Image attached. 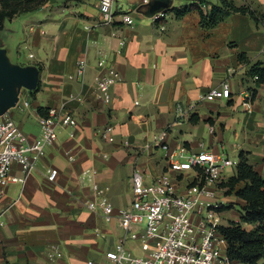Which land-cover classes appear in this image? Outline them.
Returning a JSON list of instances; mask_svg holds the SVG:
<instances>
[{
  "label": "crops",
  "instance_id": "0c3cea01",
  "mask_svg": "<svg viewBox=\"0 0 264 264\" xmlns=\"http://www.w3.org/2000/svg\"><path fill=\"white\" fill-rule=\"evenodd\" d=\"M114 1L118 11L132 10L141 2ZM162 1L167 3L161 9L164 19L152 22L148 12L132 14L130 26L120 17L111 25L100 24L94 0L92 6L39 9L10 22L18 34L14 64L39 69L30 107L20 125L13 121L30 140L39 136L37 108L63 107L76 125L57 128L55 144L45 149L23 185L8 180L0 198V212H4L0 264L102 262L123 238V231L115 217L105 222L101 213L87 210V202L93 199L92 184L104 191L114 211L128 207L132 200L134 170L140 171L145 185L164 176L173 192L184 194L196 180L194 173L178 171L170 164V157L180 160L181 150L180 161L207 151L236 165L243 153L264 180V84L246 77L255 64L264 68V24L230 14L207 28L201 26L195 10L181 18L167 10L196 5L205 11L203 2L218 5V0ZM228 1L264 14V0ZM0 48L5 49L2 41ZM241 54L246 56L245 63L239 59ZM100 59L120 79L111 89L108 106L95 90ZM79 60L87 63L83 78L74 76ZM223 84L229 87L228 99H204ZM248 92L253 93L250 101ZM25 121L28 130L22 129ZM106 126L112 128V142L101 137ZM235 167L225 169L213 189V200L221 205L215 213L220 226L239 222L245 204L218 187L234 175ZM48 171H56L53 182L46 178ZM20 177L19 167L13 164L8 179ZM243 187L240 183L236 190ZM236 205L238 217L230 218ZM142 230L141 225L133 231L141 234ZM123 245L136 257L146 256L153 248L152 242L130 239ZM53 246L60 256L51 261L48 255ZM225 250L224 242V254Z\"/></svg>",
  "mask_w": 264,
  "mask_h": 264
},
{
  "label": "built area",
  "instance_id": "2783aa9c",
  "mask_svg": "<svg viewBox=\"0 0 264 264\" xmlns=\"http://www.w3.org/2000/svg\"><path fill=\"white\" fill-rule=\"evenodd\" d=\"M101 15L102 25H111L120 17L124 25L133 23L132 14H143L148 11L154 0H141L140 4L129 11H118L114 0H94ZM166 13L160 10L151 15L152 22L164 19ZM31 57V56H30ZM99 74L95 78L97 98L108 106L111 102V89L120 82L117 72L107 66L105 60L97 62ZM87 63L79 60L74 76L83 78ZM72 79V77H69ZM230 90L223 84L218 90H211L204 99L207 101L228 99ZM248 92L247 98L252 99ZM31 97L21 93L16 108L21 112L28 111ZM63 107L51 108L46 116H38L39 136L30 140L10 117V111L0 117V198L8 183L23 185L26 177L33 172L44 155L45 149L55 144L57 128H74L73 117L63 111ZM111 126H106L101 137L112 142ZM161 134L159 140L162 139ZM73 137V133L69 134ZM166 150L165 146H161ZM182 151L178 154L182 159ZM169 158L170 164L178 171L194 173L196 185L187 189L184 194L171 190L169 180L162 176L152 184L145 185L139 170H134L131 178L132 200L128 207L114 211L104 196V191L93 183V199L86 204L91 213H101L105 222L115 217L123 231V238L104 255L102 262L87 261L86 264H230L223 253L224 240L219 235V218L216 216L220 203L213 200V189L222 180L225 169L234 168L235 162L221 154L202 151L189 155L182 161ZM16 164L21 172L20 178H10L9 171ZM56 171L47 172V180L53 182ZM3 214L0 212V227H3ZM143 226L142 233L134 228ZM126 239L139 242H152V250L144 257L133 256L124 248ZM60 256L58 248L50 247L48 258L55 260ZM256 264H264V252Z\"/></svg>",
  "mask_w": 264,
  "mask_h": 264
},
{
  "label": "trees",
  "instance_id": "16d2710c",
  "mask_svg": "<svg viewBox=\"0 0 264 264\" xmlns=\"http://www.w3.org/2000/svg\"><path fill=\"white\" fill-rule=\"evenodd\" d=\"M48 1L50 0H35L32 6L28 4L20 8L0 7V31H2L3 23L12 19L17 13L35 11ZM218 2V5L203 2L206 7L205 11L196 5L169 8L167 11L176 18H181L195 10L199 14L201 26L207 28L214 26L230 14L246 15L254 23L264 24V14L249 6L235 7L228 0H218ZM239 59L241 63L246 62V56L243 54L239 56ZM246 77L248 80H253L255 84H264V68L261 64H255L250 68ZM47 111L42 108L36 109V113L43 117L47 115ZM240 183H244V187L236 190ZM218 187L224 189L225 195L234 194L245 203L239 222H228L227 225L218 227L219 235L226 243L225 256L230 264H256L264 252V180L253 170L245 154L240 153L234 175L226 182L220 183ZM228 209L230 208L222 210ZM243 225H253L255 228L248 231Z\"/></svg>",
  "mask_w": 264,
  "mask_h": 264
},
{
  "label": "water",
  "instance_id": "95a60500",
  "mask_svg": "<svg viewBox=\"0 0 264 264\" xmlns=\"http://www.w3.org/2000/svg\"><path fill=\"white\" fill-rule=\"evenodd\" d=\"M167 3L154 0L148 9L150 15L165 8ZM39 69L36 66H21L10 62L7 51L0 48V117L16 108L21 93L29 97L37 91Z\"/></svg>",
  "mask_w": 264,
  "mask_h": 264
},
{
  "label": "rangeland",
  "instance_id": "374dc122",
  "mask_svg": "<svg viewBox=\"0 0 264 264\" xmlns=\"http://www.w3.org/2000/svg\"><path fill=\"white\" fill-rule=\"evenodd\" d=\"M35 0H0V7H8V8H20L22 6H28V4H33ZM80 4H85V5H90L92 6V0H50L47 3H45L44 5H42L39 9H70L72 7H77ZM6 5V6H5ZM21 10V9H20ZM35 10V11H37ZM34 12V11H32ZM31 13V12H29ZM28 13H17V15H14L12 17V19L10 20H6L3 23V28L2 31H0V43L1 41L4 43L5 45V49L7 51V56L10 60L11 63H16L15 60V54H16V48L18 46V34L15 31V29H11L10 26V22H12L13 20H15L17 17H20L22 15H25ZM11 29V31H10ZM11 115L13 117V120L15 122H17L20 125L21 122V118L25 115V111L21 112L17 109H12L10 110ZM22 129L23 130H28L29 126V122L25 121L24 124L22 125ZM235 211L233 212V214H229V217L231 218H235L238 217V213L240 212V207L238 205H236L235 207Z\"/></svg>",
  "mask_w": 264,
  "mask_h": 264
}]
</instances>
